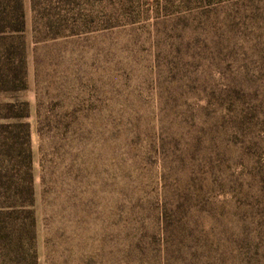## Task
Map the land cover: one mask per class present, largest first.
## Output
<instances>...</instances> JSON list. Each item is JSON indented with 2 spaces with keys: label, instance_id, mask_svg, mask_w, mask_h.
<instances>
[{
  "label": "rangeland",
  "instance_id": "rangeland-1",
  "mask_svg": "<svg viewBox=\"0 0 264 264\" xmlns=\"http://www.w3.org/2000/svg\"><path fill=\"white\" fill-rule=\"evenodd\" d=\"M22 3L34 264H264V0Z\"/></svg>",
  "mask_w": 264,
  "mask_h": 264
},
{
  "label": "trees",
  "instance_id": "trees-1",
  "mask_svg": "<svg viewBox=\"0 0 264 264\" xmlns=\"http://www.w3.org/2000/svg\"><path fill=\"white\" fill-rule=\"evenodd\" d=\"M23 32L22 0H0V92L26 86ZM27 116L26 103L0 104V255L13 264L35 263Z\"/></svg>",
  "mask_w": 264,
  "mask_h": 264
}]
</instances>
